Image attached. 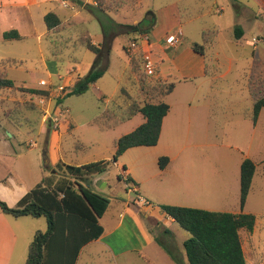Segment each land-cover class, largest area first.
Here are the masks:
<instances>
[{"label": "rangeland", "instance_id": "rangeland-1", "mask_svg": "<svg viewBox=\"0 0 264 264\" xmlns=\"http://www.w3.org/2000/svg\"><path fill=\"white\" fill-rule=\"evenodd\" d=\"M218 8L221 11H216ZM145 9L146 16L150 12L156 15L151 17V20L146 18V23L151 22L149 31H151L150 34L153 39L164 35L168 30L177 34L179 28L176 23L179 21L182 23L183 29L190 36L183 38L184 46L180 53H183V49L190 43L189 37L198 32L200 27L218 30L217 36L205 53L212 76L210 78L212 90L210 93L208 92L206 97L208 105H210V112L207 126L200 129L191 138V141L194 140L198 143L197 145H187L186 133L179 132L175 134L172 140H162L158 146L134 147L126 150L119 157L118 163L122 165V161H125L138 174H145L144 171H140L138 162L140 151L146 150V176L149 177L153 170L159 167L161 156L170 157L179 150L183 155L189 154L194 149L196 153L209 154L215 148L219 151L223 149V152L235 154L238 159L244 156L251 158L257 167L254 189L250 196L248 195L250 197L248 208L256 212L257 221L256 229L249 240L252 259L248 257V260L250 264H264V106L259 111L256 121L254 122L252 119L254 101L264 94L263 0H142L139 8L125 5L119 11L108 13L111 19L104 18L103 26L98 18L85 7H77L76 10L81 11L84 15L83 19L96 43H103L105 39L110 42L109 70L86 92L79 95H68L63 98L59 105L56 99L59 92H54L51 102L48 101L46 105H42L36 99L38 108L26 109L18 122L20 125L16 124L17 121H11V123L10 119L3 114V110L12 109L14 103H22L29 99V96H24L14 90L3 93L0 91L2 94L0 106L4 107L0 109V124H2L0 139L2 141L7 140V155L0 159V174L16 163L20 173L22 171L19 179L31 186H37L34 185L35 179L31 174L36 176L41 172H46V174L49 172V169L44 167L42 146L46 139V132H43L41 125L42 118L45 119L43 109L48 105L53 109V112H56L57 108L64 110L59 125V127L61 126V134L55 131L59 127L55 129L51 126L54 130L48 138L52 156L50 168L52 171L59 172L52 176L53 181L58 180L62 175L56 164L57 160L61 158L59 153L64 160L60 162L65 164H83L106 155L110 159L113 158L115 139L132 131L142 123L143 116L138 114L118 127L105 130L94 123L93 118L105 109L110 100L119 94L123 86H129L131 82L137 81L136 76L131 72L129 57L125 50V46L130 45L131 38L135 33L120 28L132 24L135 19L142 20ZM72 11L74 10L70 7L62 6L59 8V15L64 20L73 14ZM3 14L6 15V12L0 15V28H2V19L3 26L10 27L11 18ZM34 14L38 27L37 32H33L32 26L27 24L20 30L28 32L29 36L13 40L0 39V62L2 59L8 58H14L18 61L7 65L0 63V71L5 72L18 85L26 84L38 88H46L49 84L58 86L63 83L60 81L59 75L66 80L72 69L78 68L79 72H84L85 63L95 60L96 54L84 46H70L78 36L75 29L71 28L61 33L49 34L44 18L39 15L40 12L36 11ZM24 18L25 21L27 19L28 23H31L28 13L25 11ZM236 25H240L244 29V35L240 39L234 36ZM43 30H46V33H41ZM38 34L41 36L39 37ZM198 38L201 42L202 36L200 35ZM67 40L69 45L65 47ZM255 44L257 45L255 46ZM163 47V49L157 46L152 47L151 54L154 61L161 62V74L166 76L167 72L173 70V66L176 68V65L179 64L180 56H178L179 51H176L175 47L165 45ZM52 48L63 49L60 61L54 59L51 52ZM74 56L80 60V63L76 64L73 61L72 57ZM41 79H45L47 85L41 84ZM64 85L65 93L72 89L69 84ZM201 90H208L206 83L200 88L199 97L202 95ZM131 91L135 96L138 94V88L134 87ZM182 93V85H178L175 91L170 96L165 97L164 100L167 102L174 101ZM101 95L102 97L99 98ZM51 109L49 110L51 111ZM19 117L17 116V118ZM69 121L73 127L66 128ZM45 122L48 123V119ZM11 130L14 136H12ZM164 139H167V136H164ZM28 140L36 142L38 147L32 151L27 145ZM208 142H214V145H210ZM79 143L85 148L79 147ZM222 144L229 145V147L226 148ZM233 146L240 150H236ZM0 148H3L1 141ZM19 156L20 161H16ZM116 162L112 163L108 171L101 173L111 184L118 181ZM40 181L42 182V180ZM146 188L147 190L152 189V184L149 181L146 182ZM119 194L126 198L127 192L121 190ZM131 195L133 194L131 193ZM111 198L112 203L109 211L103 220L102 217L100 219L101 223L105 225L112 210L122 205V202L115 199L113 195ZM215 206L220 208L222 205ZM223 208L241 210L240 186L235 207L227 205ZM245 209H247L246 206L243 210L245 211ZM153 216L160 221V224L152 225V234L165 236L166 231L162 227L170 222L158 214ZM29 217L37 223L40 230H47L48 222L44 216ZM152 218L154 219V217ZM169 228L175 242L170 245L171 249L168 250L174 257L168 252L169 255L161 252L162 257L157 264H190L183 245L184 240L190 236L189 232L177 222ZM242 233H248V231L243 229ZM112 240H115L120 248L129 246L128 243L133 246L142 244L141 238L129 224H125L118 230ZM23 246L25 247L26 244ZM101 248L103 246L98 242L86 246L78 264H114L109 252L101 251ZM25 253L24 260L28 256L27 246ZM132 259L140 264L144 257L133 255Z\"/></svg>", "mask_w": 264, "mask_h": 264}, {"label": "trees", "instance_id": "trees-1", "mask_svg": "<svg viewBox=\"0 0 264 264\" xmlns=\"http://www.w3.org/2000/svg\"><path fill=\"white\" fill-rule=\"evenodd\" d=\"M83 6L94 14L102 23L103 19L111 16L110 10L121 7L124 3L135 4L137 0H92ZM44 20L51 34L61 33L64 30L75 29L77 38L70 46H84L96 54L89 72L78 77L71 90L57 97L61 104L63 98L72 94H82L91 85L97 82L110 66V42L105 39L103 43H95L85 22L71 21L64 23L60 16L49 11ZM120 29L134 33L148 32L138 24H129ZM105 31V30H104ZM49 33V34H50ZM218 34L216 28H205L202 31V41L194 42L192 48L205 55L213 40ZM244 29L240 25L234 28V36L242 38ZM23 35L17 29L6 30L4 40L22 39ZM69 40V39H68ZM68 40L65 45L68 46ZM52 55L57 61L61 60L63 49L52 48ZM131 72L136 76L129 86H123L116 97H113L105 109L93 118V122L101 129H111L121 123L142 114L145 121L132 131L123 134L115 140V153L112 159H99L83 164H57L62 172L58 180L53 181L52 173L45 176L42 182L29 190L15 206H9L0 198V207L3 212L14 217L44 216L48 222L46 231L39 230L29 244L28 256L25 264H77L83 247L89 242L100 238L104 233L101 217L108 211L111 203L110 197L89 185L90 179L109 170L112 163L129 148L136 146H154L158 143L164 117L170 110V105L164 97L170 94L176 85V79H163L158 76V63L155 62V74H148L144 67V52L137 49L129 51ZM75 62L78 59L73 58ZM14 58L3 59L2 65L17 63ZM136 85V86H134ZM138 88V94H132V88ZM56 85L46 88L28 87L24 84L16 85L13 79L0 71V89H10L29 96L22 103L16 102L12 109H7L5 115L17 122L23 117L26 109L38 108L36 99L44 97L50 99L56 90ZM140 97H137L139 96ZM102 95L99 97L101 98ZM264 106V94L254 101L252 119L255 122L258 113ZM17 116H20L17 118ZM79 147L85 148L79 143ZM168 156L159 158V165L164 168L169 162ZM50 166V165H49ZM51 168L49 167V170ZM256 163L245 157L241 164L240 176V204L243 208L250 193ZM133 183L130 178L126 183ZM53 184V186H52ZM135 184V183H134ZM162 209L184 229L190 237L184 241L185 251L190 264H249L242 247L241 230L253 232L256 225V215L246 212L213 211L202 208L186 207L172 204H162ZM166 251H170L166 248ZM172 257L174 255L170 253Z\"/></svg>", "mask_w": 264, "mask_h": 264}, {"label": "crops", "instance_id": "crops-1", "mask_svg": "<svg viewBox=\"0 0 264 264\" xmlns=\"http://www.w3.org/2000/svg\"><path fill=\"white\" fill-rule=\"evenodd\" d=\"M64 1L67 5L63 4ZM141 1L142 0H137L135 4L124 3L121 7L110 10L108 13L110 14L112 12L119 11V9H121L125 5H130L134 8H139ZM85 3L95 4V2H93L92 0H0V15L6 12V15H3L9 16L11 18L10 20H12V22H10L9 27L3 26L2 19V28H0V39L4 40L3 33L6 30L10 29H17L19 33L23 35V38L29 36L30 34H28V32L20 30L27 24H30L32 26L33 32H37L38 27L36 25L34 14V12L36 11H39L40 17L44 18L45 14L49 11H54L59 15V8H61L62 6L70 7L72 10H74L72 11L73 14L65 18L64 20L59 15L62 21L64 23H69L71 21L85 22L83 19L84 15L81 13V11L76 10L77 7L84 8L83 4ZM24 11L28 13L31 23H28L29 21L27 19L26 23L24 18ZM216 11L219 12L221 10L218 8L216 9ZM154 16L156 15H154L153 12H150L146 16L145 9L141 18L142 20L135 19L132 22V24L140 25L142 29H148V32L145 31L135 33L131 38V41H133L134 39L138 38V36H142L143 34L149 35V42H146L144 40L140 41L138 49L143 50V52H151V48L154 46H157L160 49H163L164 45L171 46L166 41L167 36L172 34L171 30L165 32V34L162 36H158V38L153 39V37L151 36V31H149V26L151 22L146 23V18L148 17L149 20H151V17ZM176 25L179 28L177 34L180 37V41L176 46L171 47H175L176 51H179V64L176 65V68L173 66V70L167 72L166 76H164L161 74V62H155H157L159 66V77L163 79L177 80L174 90L165 97L170 96L175 91L178 85H182L183 93L179 96V98H176V100L174 101H166L170 105V110L163 119L161 135L158 143L154 146H158V144H160L162 140H172L175 134H178L179 132L186 133L185 135L187 139L185 140L187 145H197L198 143L194 140L191 141V138L200 129L205 128L208 123L210 105H208L206 97L208 95V92L210 93L212 90V87L210 88V78L212 76L210 74L208 63L206 61V54L202 55L192 48V44L194 42H200L198 37L200 35L202 36V31L205 28L200 27L198 32L194 33L192 37H189V39H191L189 40L190 43L188 44V46H186V48L183 49V53H180L184 46L183 38H186V36L190 35H187V32L183 29L182 23L180 21L177 22ZM47 32L50 33L49 30ZM41 33H46V30H43ZM38 36L40 37L41 34H38ZM94 42L96 43L95 40ZM256 45L257 44H255V46ZM73 58L78 59L75 56L72 57V59ZM93 62L94 60H90L85 63L86 67L84 69V72H79L78 68L70 70V76L66 77V80L63 76L59 75L60 81H62L63 84H69L71 87H73L78 77L84 76L89 72L93 65ZM75 63H80V60L79 62ZM204 83H206L208 90H201L202 95L199 97L200 88L204 85ZM0 91H2L3 93L9 92L11 90L0 89ZM1 95L2 94H0V97ZM1 108L3 109L4 107L0 106V109ZM7 109L3 110L4 115ZM7 118L10 119L9 117ZM11 121L16 122L17 120L10 119V122ZM144 121L145 119L143 118V122ZM41 122L43 132L47 133V130L49 128V122H45V119L43 120V118ZM16 124L20 125L18 122H16ZM1 127L2 124H0V128ZM69 127H73L70 121L68 122L66 128ZM53 130L54 129H52L51 127L50 133ZM55 131L58 134H61V126ZM166 131L167 133H165ZM10 132L13 134L12 136H14L13 131L11 130ZM164 136H167V139H164ZM0 141L3 143V148H0L1 159V157H6L7 155V140L2 141L0 139ZM208 144L214 145V142H208ZM27 145L32 151L38 147L36 142H30V140L27 141ZM222 145L226 148L227 146L229 147V145ZM233 147L236 150H240L236 146ZM44 148H46L47 150V157L50 165L52 156L50 154L49 144L48 142H46V140L42 146V153ZM58 151L60 152L59 148ZM19 153L21 152L19 151ZM59 155L61 158L57 160L56 164H58L60 161H64L62 159V155L60 153ZM245 157L248 156H244L243 158L238 159L235 154H232L227 151L223 152V149L222 151H219L215 148L212 150V153L209 154H199L196 153V150L194 149L189 154L186 153L183 155L181 153V150H179L176 154L171 155L169 157L170 160L164 168H161L159 165L157 169L155 168L153 170L149 177L146 176V150L140 151V160L138 162L139 167L141 168L140 171H144L145 174H138L125 161H122V165H120L118 163L119 161L117 160V183L111 184L109 181H107L106 178H104L103 174H97L93 176L92 179L89 181V185L92 189L96 190L97 192H100L110 197L111 203V197L113 195L115 199L122 202V205L112 210L111 215L107 219L106 225L102 223L104 227V233L102 234V236H100V238L98 239L89 242L83 247L78 258L77 264L82 258V254L86 246L90 245L93 242H98L103 246V248H101V251L104 250L109 252L110 258L113 260L114 264H139V262L136 263L135 260L132 259L133 255L144 257L143 262L140 264H157L162 257L161 252L165 255L168 254L166 248L169 249L170 245L175 242L174 236L171 233L169 227L172 226L176 221L172 217L168 216V214L164 212L162 207L159 206L162 204H172L186 207L208 209L213 211H228L234 213L243 211L256 215V212L254 210L248 208L250 198L249 196L254 189L256 171L253 177L252 187L248 199L244 205V207L246 206L247 209H245L244 211V207L241 208V210H227V208H223L227 205H230V207H235V205L237 204L239 186L241 190V164ZM18 158H16V161H20V156ZM99 159H110V157L106 155L96 160ZM12 167L8 170L5 169V171L0 174V198L5 201L9 206H15L18 201L29 190L35 187L21 181L22 179H19L22 171L20 173L19 169L16 166V163H14ZM52 173H55V170L52 171L50 169L47 174L46 172H41L36 176L31 174V176L35 179L34 185H38L41 182L40 180H42L44 176ZM127 178H130L134 181L133 183L138 186L140 194L150 202L149 204H142L135 200L134 195H131V192H129L126 187ZM56 180L57 179H55V181ZM147 181L152 184L151 190H147L146 188ZM121 190H125L127 192L126 198L119 194V191ZM153 201L157 203H154ZM215 205L222 206L220 208H216ZM107 212L102 216V220L107 214ZM154 214H158V216H162V218L170 222L165 227H162L166 231L165 236L152 234V225L156 226L160 224V221L155 219V216H153ZM152 217H154V219ZM29 218V216L14 217L10 214L3 212L0 207V264H23L24 261H26L24 260L26 254V246L29 249V244L31 240L33 239L37 231L40 230L39 226H37V223ZM125 224H129L137 233V235H139L142 242L141 245L133 246L128 243L129 246L120 248L118 243L115 240H112V237L116 234V232L120 230ZM255 229L256 228H254L253 232L242 233L243 229L240 232L242 247L244 250L245 257L249 264L250 262L248 260V257L252 259L251 251L249 249V240L250 237L253 235ZM23 244H26V246L24 247Z\"/></svg>", "mask_w": 264, "mask_h": 264}, {"label": "built area", "instance_id": "built-area-1", "mask_svg": "<svg viewBox=\"0 0 264 264\" xmlns=\"http://www.w3.org/2000/svg\"><path fill=\"white\" fill-rule=\"evenodd\" d=\"M63 4L67 5L65 1L63 2ZM143 40L146 42H149V35L143 34L142 36H138V38L131 41L130 45L127 46L128 50L131 52L136 51L139 48L140 41H143ZM254 40L257 41L256 39H254ZM166 41L171 46H176L178 44V42L180 41V37L178 34L172 33V34L167 36ZM143 57H144V67H145L146 72L148 74H152V75L155 74V61L152 58L151 52H144ZM40 83L43 85H47V81L45 79H42ZM49 85H51V84H49ZM65 91H66V88H65V85L63 83L59 84L57 86L56 90H54V92H56V93L59 92L57 97L64 95ZM54 92H53V94H54ZM51 100H52V98H50L48 100L44 97H40L39 103H41L42 105H46V103L48 101L51 102ZM49 109H51L50 106L49 105L46 106V108L43 109V111H44L43 115L45 116V120L48 119V121L51 123V126L55 129H57L60 125L64 110H59L57 108V111L53 112L52 111L53 109H51V111ZM126 187H127L128 191L134 195L136 201H138L142 204H149L150 203L146 198H144L140 194L138 186L136 184L131 183V182L126 183Z\"/></svg>", "mask_w": 264, "mask_h": 264}, {"label": "water", "instance_id": "water-1", "mask_svg": "<svg viewBox=\"0 0 264 264\" xmlns=\"http://www.w3.org/2000/svg\"><path fill=\"white\" fill-rule=\"evenodd\" d=\"M50 130H51V123L49 122V128L47 130V133H46V142H48V138H49V134H50ZM43 156H44V167L46 169H49V160H48V157H47V150L46 148L43 149Z\"/></svg>", "mask_w": 264, "mask_h": 264}]
</instances>
